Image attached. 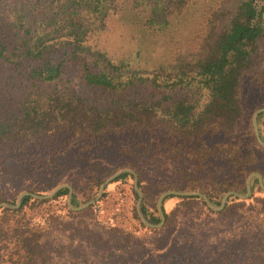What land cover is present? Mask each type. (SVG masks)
Here are the masks:
<instances>
[{"label": "trees", "instance_id": "16d2710c", "mask_svg": "<svg viewBox=\"0 0 264 264\" xmlns=\"http://www.w3.org/2000/svg\"><path fill=\"white\" fill-rule=\"evenodd\" d=\"M160 1L0 0V202L66 182L78 206L130 167L156 223L165 190L218 205L250 172L264 181V95L243 98L264 84V7ZM109 183L81 209L67 186L0 206V264H264L256 177L221 209L166 194L159 227L132 173Z\"/></svg>", "mask_w": 264, "mask_h": 264}, {"label": "water", "instance_id": "95a60500", "mask_svg": "<svg viewBox=\"0 0 264 264\" xmlns=\"http://www.w3.org/2000/svg\"><path fill=\"white\" fill-rule=\"evenodd\" d=\"M263 67H264V60H263ZM264 111V105L263 106H260L258 108H256L254 110V112L252 113V125H253V130H254V135L257 139V141L264 145V139L260 136V132H259V129H258V123H257V116L260 112ZM123 172H130L132 173L133 175V184H134V187L138 193V198H137V201H136V209H137V212H138V215L140 217V219L147 225V226H150V227H159L162 225V223L164 222V213H163V210H162V199L163 197L166 195V194H170V193H173V194H182V195H193V194H198V195H201L204 200L206 201V203L213 209H221L224 204H225V201L227 199V197L230 195V194H235L239 197H243V198H246V197H249L251 195V192H252V189H251V179L253 177H256L258 179V182L261 186L262 189H264V181L262 179V176L259 172L257 171H252L250 172L247 177H246V180H245V184H246V191L245 192H239V191H235V190H228L226 191L223 195H222V198H221V201L218 205L214 204L210 199L209 197L198 191V190H175V189H168V190H165L163 192H161L157 198V209H158V212H159V215H160V221L159 222H156V223H153V222H150L144 215L143 211H142V208H141V201H142V192L138 186V183H137V174L135 173V171L130 168V167H121L117 170H115L114 172H112L108 177H106L99 185L98 187V193L95 197L87 200L86 202L78 205V206H74L71 202V194H72V188L70 186L69 183H66V182H63V183H60L58 185H56L55 187H53L48 193L46 194H37V193H33V192H30L28 190H23L21 191L17 198H16V201L14 203H9V202H6V201H1L0 202V206H8V207H12V208H16L20 205L21 203V200H22V197L26 194H31L33 196H36V197H39V198H48V197H51L53 196L61 187H64V186H67L69 188V192H68V196H67V203L69 204V206L73 209H81L85 206H87L88 204L96 201L97 199H99V197L101 196L102 192H103V189H104V186L111 182L112 179H114L115 177H117L119 174L123 173Z\"/></svg>", "mask_w": 264, "mask_h": 264}, {"label": "rangeland", "instance_id": "374dc122", "mask_svg": "<svg viewBox=\"0 0 264 264\" xmlns=\"http://www.w3.org/2000/svg\"><path fill=\"white\" fill-rule=\"evenodd\" d=\"M129 1L131 2L132 0H129ZM158 3L161 4V1L158 0ZM231 3H232V0H225L226 5H230ZM100 24H101L100 21H97L95 24H89L88 26L96 28ZM263 95H264V84H259L255 79H253V77H251V79L249 81L245 82L244 87H243V98L245 99V102L247 103L246 104L247 108H249V107L251 108L256 103L261 101L263 99V97H262ZM253 112L254 111L251 112V116H252ZM4 177H6V176H4ZM113 186H114L113 183H108V188H111ZM97 193H98V191H97ZM174 202L175 201H173L172 198L166 200V202H165L166 209L171 210L172 206L174 205Z\"/></svg>", "mask_w": 264, "mask_h": 264}, {"label": "built area", "instance_id": "2783aa9c", "mask_svg": "<svg viewBox=\"0 0 264 264\" xmlns=\"http://www.w3.org/2000/svg\"><path fill=\"white\" fill-rule=\"evenodd\" d=\"M253 5L256 10V14L259 15L262 7H264V0H254ZM264 18V13H262V19Z\"/></svg>", "mask_w": 264, "mask_h": 264}]
</instances>
